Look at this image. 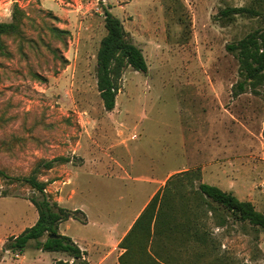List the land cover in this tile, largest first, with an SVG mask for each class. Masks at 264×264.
Masks as SVG:
<instances>
[{
	"label": "rangeland",
	"instance_id": "374dc122",
	"mask_svg": "<svg viewBox=\"0 0 264 264\" xmlns=\"http://www.w3.org/2000/svg\"><path fill=\"white\" fill-rule=\"evenodd\" d=\"M16 3L25 12L21 35L4 37L8 52L0 54V171L22 178L41 161L70 157L39 176L58 183L70 179L63 206L87 215V224L62 222L64 234L84 237L97 222L125 221L149 188L142 181L184 163L188 170L165 187L175 223L189 220L182 211L197 202L200 182L231 191L264 212V97L232 95L239 63L227 49L264 28V4L259 16L226 18L220 13L227 7L259 5L256 0H0V22L12 20ZM105 8L123 21L148 63L145 73L125 68L112 111L104 108L96 77ZM158 135L167 151L171 140L177 149L176 159H165L161 170L154 154ZM183 135L187 159L181 156ZM36 194L0 174V257L8 237L36 222L38 211L28 198ZM222 214L226 222L220 226ZM197 219L215 253L178 228L155 241L162 260L264 264L263 230L219 209ZM7 251L1 264H52L64 254H41L34 241L23 251Z\"/></svg>",
	"mask_w": 264,
	"mask_h": 264
},
{
	"label": "trees",
	"instance_id": "16d2710c",
	"mask_svg": "<svg viewBox=\"0 0 264 264\" xmlns=\"http://www.w3.org/2000/svg\"><path fill=\"white\" fill-rule=\"evenodd\" d=\"M256 3L259 7H227L220 14L226 18L235 15L259 16L263 12L264 0H256ZM24 16V10L16 3L12 11V20L0 22V54L8 52L4 37L21 35V21ZM104 26L106 34L102 37L97 51V88L104 108L112 111L116 106V97L120 89L119 80L125 68L130 66L136 71L145 73L148 71V63L143 50L132 41L123 21L107 8L104 9ZM52 31L66 32L57 27H53ZM227 49L235 55L239 63V79L232 86V95L236 97L252 92L264 97V28L254 29L238 41L228 44ZM70 161H72L71 158L67 156L41 161L31 175L22 178L11 177L0 171L1 175L11 181H21L37 193L28 197L38 211L36 222L18 235L8 237L4 244L6 250L23 251L29 246L30 241H34L35 247L39 250L64 252L72 258V261L54 260L52 264H88L84 258L85 251L69 235L60 232L62 222L73 218L85 224L88 221L87 215L82 209H70L61 205L46 192L50 179H40L46 174L44 173L46 170L56 166L55 163L63 164ZM172 177L152 196L120 241L119 247L124 249L119 256L120 264H168L154 250L155 241L163 238L162 235L168 237L169 233L178 228L191 236L196 243L200 245L207 243L211 253H215V247H210L209 234L206 233L205 225L197 218L200 214L203 216L207 212H217L218 209L242 224L258 227L264 231V212L256 209L250 200L240 199L233 192L207 182L198 184L197 202L188 205L186 211H182L189 220L175 223L172 221L175 218V211L169 204V194L165 191ZM206 206L207 210L204 209ZM225 222L224 215L220 216L218 225L223 226Z\"/></svg>",
	"mask_w": 264,
	"mask_h": 264
},
{
	"label": "crops",
	"instance_id": "0c3cea01",
	"mask_svg": "<svg viewBox=\"0 0 264 264\" xmlns=\"http://www.w3.org/2000/svg\"><path fill=\"white\" fill-rule=\"evenodd\" d=\"M182 141L183 142L185 141V135L182 136L180 147L182 151L181 152L182 158L187 159L185 144H182ZM171 142L172 143L169 145V151H167L161 136L158 135L156 137V147L154 149V154L155 156H158V160H159V165L157 168L158 170L164 168L163 161L165 159H170V158L176 159V154H177L176 141L171 140ZM188 165L189 163H184L179 166L172 167L170 168V170H167V172L165 173L161 172L159 174L149 177L147 181H142L146 184H149V188L145 189L146 195L143 198L142 202L140 203L139 207L136 210H134V212L130 214L131 216L129 218L127 217L128 219L126 218L125 221H122V219L121 220L118 219L110 223L97 222L95 224V228L90 233L91 235L79 237V238L76 236H70L79 245V247L85 251L84 258L88 261V264H120L119 256L124 252V249L119 247L120 241L130 230L133 223L135 222L141 211L144 209V207L147 205L149 200L152 198V196L158 190L162 189L165 186L167 180L170 177H172L173 175L179 172L188 170L189 167ZM70 182H71L70 179L68 181L64 180L59 183L58 181L53 180L48 183L46 187V192L51 194L53 198L57 200L61 205H64L63 193L66 192L65 185L69 184ZM141 191L143 190L140 188V192ZM71 209H76V208H71ZM63 223L60 224V232L62 234L66 233L65 229H63ZM39 252L41 254L45 253L42 250H39ZM3 253L4 255H1L0 257V264L2 263L3 260H5L6 258L5 253H8V251L4 248ZM23 257L25 258L24 255L22 256V259ZM25 259H27V257ZM53 259L72 261V258L66 253L63 254V257L57 256V257H53ZM29 260L35 261L34 258L28 259V262ZM35 263L37 264V262Z\"/></svg>",
	"mask_w": 264,
	"mask_h": 264
}]
</instances>
